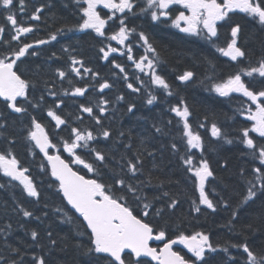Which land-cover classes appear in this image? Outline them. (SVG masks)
I'll list each match as a JSON object with an SVG mask.
<instances>
[{
	"label": "snow or ice",
	"instance_id": "6c2138e0",
	"mask_svg": "<svg viewBox=\"0 0 264 264\" xmlns=\"http://www.w3.org/2000/svg\"><path fill=\"white\" fill-rule=\"evenodd\" d=\"M73 3L76 23L65 22L49 31L46 39L30 41V35L38 31L31 22L42 21L45 10L52 5H33L29 12L26 0H0V104L4 109L0 111V177L4 179L0 189L18 188L28 200L26 204L13 197L12 211L21 217L23 222L18 221V227L32 241L28 247L40 250L39 255L32 253L30 264H52L49 257L57 248L62 253L71 252L72 257L57 259L55 264H264V53L252 59L254 54L242 40L245 25L237 19L242 15L264 32V0ZM139 17L152 25H168L209 46L211 53L198 57L205 66L204 78L199 79L189 68L175 76L181 85L187 87L199 80L201 86L218 97L244 98L230 117L234 122L243 118V123L234 129V136L215 121L210 127L206 122L198 125L217 141L241 146L240 154L250 167L239 169L242 190L234 201L211 187L217 179L215 169L205 154L203 136L190 121L193 113L185 98L179 97L177 103L168 107L172 118H152L144 135H134L133 128L112 126L116 113L145 123L149 118L137 116L138 103L128 100L125 94L110 98L108 92L115 84L86 66L82 58L72 55L75 48H61L62 53L68 54L67 68L56 67L48 78L40 65L31 76L21 69L30 58L41 56V46L66 33H94L102 45L98 49L100 59L118 70L112 75L122 80L131 94L141 97L142 105H155L159 100L157 90L169 97L178 95L158 71L162 61L154 38L142 26L139 30L130 26V19ZM261 43L264 45V41ZM136 47L142 48L143 54L135 55ZM113 54L131 62L135 69L131 77ZM216 54L227 58L233 66L231 71H218ZM60 59L55 51L48 56V61ZM256 83L261 86L256 87ZM65 98L72 101L75 112L65 111ZM120 104L122 111L116 107ZM11 114L27 118L22 133L28 154L33 158L42 154L40 171L49 177L47 187L54 190L59 200L52 205L44 200L40 214L28 205H41L42 183H37L31 167L16 154L15 135L6 134ZM173 127L178 129V136L172 134ZM65 130L68 135H61ZM165 151L179 165L184 182L192 184V213L197 217L204 209L212 214L221 209L228 213L221 225L226 230L223 238L213 239L203 228L185 227L186 218L175 217L181 201L171 187H178L181 179L174 178L175 173L164 174L166 165L163 159H157V153L163 157ZM149 163L151 167H146ZM172 163L169 159L168 164ZM221 167L226 168L227 161ZM49 208L61 223L70 226L66 235L58 236L49 226L42 238L39 227H28L30 221L43 224L49 217L44 209ZM187 223L191 225L192 221ZM13 232L10 222L0 226V264H27V252L19 242H10Z\"/></svg>",
	"mask_w": 264,
	"mask_h": 264
},
{
	"label": "trees",
	"instance_id": "16d2710c",
	"mask_svg": "<svg viewBox=\"0 0 264 264\" xmlns=\"http://www.w3.org/2000/svg\"><path fill=\"white\" fill-rule=\"evenodd\" d=\"M49 10L50 12L47 15L48 20L45 19L46 25L49 29L60 27L65 22L70 23L69 21H67L66 12L59 6H54L51 7V9H46L45 12L47 13V11ZM53 14H55V19L52 18ZM237 19H239L240 22L245 25L244 32L242 34V40L246 41L245 47L250 50V53L254 54L252 55V59L255 60L256 57H259L262 53H264L263 45L261 43L262 33L256 30L257 28L255 27V25L247 23L240 17H237ZM129 23L130 26H137L138 24H140V21H131ZM144 24L147 31L157 43L161 53L162 63L158 68V71L168 80V82L173 86L174 92H178V95L169 97L163 92V90H157L156 94L159 97L158 102L153 106H144L140 103L141 97H137L134 94H131L126 89L123 83L112 80V70L110 68H107V65H101V59L98 58V53L94 51L93 44L83 43L84 46L80 49V51H78V54H76V56L77 58H82L87 63L88 67H91L95 71H98L102 76V68H106L105 70H108V75L106 74V78H108L115 84L114 90L111 91L112 94L109 93L108 96L110 98H114L117 94H125L128 100H134L138 103L140 111L137 113V116L144 115L149 118L148 123H145L143 120L137 121L135 117L129 120L128 115H121L118 111L115 115V120L112 125L114 128L118 129L121 126H123L125 129L133 128L134 135H144L145 129L150 127L152 118H157L163 121H167L168 119L172 118L173 114L167 112L168 107L177 103L179 97L185 98L188 104L191 106V110L193 113L190 121L194 129L198 130L203 136L206 145L205 154L210 160L212 167L215 169V175L217 179L215 181H212L211 187H215L217 192H219L221 195H224L226 198L229 196L233 197L234 201L236 195L235 193L242 190V186L239 183V169L241 168V166L244 168H249L250 165L246 162V159L241 156L240 145H229L224 143L223 141H217L210 136V132L207 129L198 128V125L200 123L206 122L208 124V127H210L211 122L215 121L227 133L234 136V129L238 128L241 123H243V120L238 117L234 122L232 119H230V117L234 115L235 109L238 107V101L242 99L239 97H234L231 100H229L228 98L222 99L216 96L214 93L208 92L203 86L199 84V80H197L196 84L188 85L187 87L181 85L175 79V76L178 73L189 68L197 73L199 79L204 78L205 66L201 64L198 57L201 55L210 54V48H208L207 45L204 44V42L195 41L194 39H191L189 37L186 38L177 33L166 30L169 29L168 26H151L147 22H145ZM46 25L44 29L45 32ZM89 38L91 39L90 36H81L80 41H90ZM89 43H92V41ZM193 54H195L196 58H194ZM49 55L50 54H46L42 61L39 59L30 58V60L26 62V64L21 65V69L24 70L27 75L31 76L32 71L36 68V66L40 65L45 74V78H48L51 76L52 70H54L52 61H48ZM45 61H47V63H45ZM216 63L219 72L227 73L232 70L233 66H231L227 61L221 59L220 57H218ZM256 86L259 87L258 85ZM40 87L42 88L43 85L41 84ZM48 99H50V97ZM65 99V111L75 112L76 109L72 101L67 98ZM116 107L121 111L123 109L122 104L117 105ZM0 111H4L2 104H0ZM205 116L207 117V121H205ZM41 119H44L42 115ZM8 122L10 127L8 128V132L6 134L15 135L17 139V143L15 145L16 154L22 161H24L31 167L32 173L36 178L37 183H42L43 200L41 202V205H28L35 207L37 209V214H40L39 209L42 208L44 200L52 205L59 202L58 197L54 194L53 189H49L47 187L49 177L45 176L44 173L40 171V158L38 156L33 158L28 154L26 143L23 139L22 133V128L24 124L27 123V118H19L11 115ZM44 122L48 123L46 119H44ZM173 123H175V121H173ZM49 130L53 134L55 133L54 129L52 131L51 125H49ZM60 134L63 136L68 135L67 130ZM172 134L178 136V129L173 127ZM166 139L167 138H165V140ZM0 146H2V144H0ZM197 155L199 154L197 153ZM157 159H163V163L166 165L164 174L171 175L175 173L174 178L181 179V184L178 187H171V191L175 193L181 201L179 207L176 209L175 217H185V227L195 226L197 228H203L204 230L212 234L213 239L223 238L226 234V230L222 229L221 225L225 222L228 213L221 209L217 213L212 214L210 210L204 209L203 214L198 215L197 217V214L191 212V199L194 198V192L191 182H184V178L179 169V165L175 163V159L170 156V153L165 151L163 153V157H161L160 153H157ZM169 159L173 160V163L171 165L168 164ZM225 161H227V167H221V165H223ZM146 167H151L150 163L146 164ZM3 182L4 179L0 177V183ZM13 197L19 200H23L26 204H28V200L21 195L18 188L0 189V226L7 222L13 224L14 232L12 237L10 238V242L14 245L19 242V246L22 248V250H25L27 252L25 260L27 264H30V256L32 255V253H36L37 255L41 253L38 248L28 247L32 244V241L30 240L29 236L25 235V231L18 227L17 222L21 221V217H19L12 211L13 207L15 206L13 203ZM251 207L255 208L256 205H252ZM44 211L49 212V217L45 219V222L43 224H40L38 221H30L27 222L28 227H39V230L42 233V238L44 231L48 229L49 226H51V230H53L54 233H56L58 236L66 235L70 226L61 223L60 219L51 211V208L44 209ZM247 214L248 213H242V216H246ZM175 217H173V219H175ZM189 220L192 221L191 225L187 223V221ZM2 249L3 240L0 239V250ZM65 256H67L68 259L71 260L72 254L71 252L62 253L60 249L57 248L51 253L49 259L52 261V264H55V261L57 259H61Z\"/></svg>",
	"mask_w": 264,
	"mask_h": 264
},
{
	"label": "flooded vegetation",
	"instance_id": "af4514ba",
	"mask_svg": "<svg viewBox=\"0 0 264 264\" xmlns=\"http://www.w3.org/2000/svg\"><path fill=\"white\" fill-rule=\"evenodd\" d=\"M43 1L44 2H51L52 3V7L59 6L62 10H64L66 12L67 21H69L70 23H76L77 16L75 15V5L73 3V0H43ZM40 4H41V2L37 3L36 6H39ZM54 9H56V8H54ZM49 12H50V10L47 11V13L46 12L44 13L42 21H40V22H31V23H34V24L37 25V28H38L37 33L40 36L47 37V34H48L49 31H55V29L57 28V27H55L53 29H49L48 26L46 25V20L45 19L48 20L47 15L49 14ZM239 17L242 20H245L243 17H241V16H239ZM24 19H26V17ZM130 20H132V21H137V20L140 21V24L137 25L138 26V30H139V26L141 25L147 31L146 26H145L144 23L145 22L149 23V22L145 18H143V17L131 18ZM245 21L247 23H249V24H252L250 21H247V20H245ZM45 25H46V32L44 31ZM149 25L155 26V25H152L150 23H149ZM156 25L168 26V25H164V24H156ZM164 29H166V28H164ZM166 30L172 31L174 33L177 32V30H175V29H173L171 27L169 29H166ZM257 31L261 32L260 30H257ZM261 33H262V37H263L264 33L263 32H261ZM81 36H90L91 39L89 38L90 41L89 40L88 41L89 42L92 41V43H89L86 40H85V42L80 41L81 40L80 39ZM94 36H95L94 33L85 34V33H80V32H76V33L69 32V33H66L63 36L58 37V40L56 41L54 46H57V45H62L64 47L71 46L72 48H75L76 51H80V49L84 46L83 43L93 44L96 47L102 46L100 44V42H99V39L94 38ZM105 43H107V41H105ZM114 44H115V42H114Z\"/></svg>",
	"mask_w": 264,
	"mask_h": 264
},
{
	"label": "bare ground",
	"instance_id": "6f19581e",
	"mask_svg": "<svg viewBox=\"0 0 264 264\" xmlns=\"http://www.w3.org/2000/svg\"><path fill=\"white\" fill-rule=\"evenodd\" d=\"M263 49H264V46H263ZM90 64V63H89ZM176 71V70H175ZM206 117V116H205ZM216 161V160H215ZM237 162V161H236ZM234 167V166H233ZM242 167V166H241ZM225 187H226V185H225ZM236 194V193H235ZM4 197V196H3ZM5 198V197H4ZM183 205V204H182Z\"/></svg>",
	"mask_w": 264,
	"mask_h": 264
},
{
	"label": "water",
	"instance_id": "95a60500",
	"mask_svg": "<svg viewBox=\"0 0 264 264\" xmlns=\"http://www.w3.org/2000/svg\"><path fill=\"white\" fill-rule=\"evenodd\" d=\"M42 155V154H41Z\"/></svg>",
	"mask_w": 264,
	"mask_h": 264
}]
</instances>
